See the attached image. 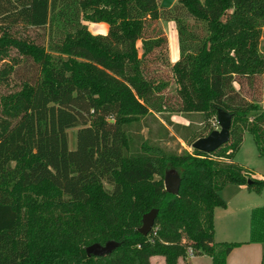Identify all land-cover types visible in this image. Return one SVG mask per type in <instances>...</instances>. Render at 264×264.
Instances as JSON below:
<instances>
[{"label": "trees", "instance_id": "obj_1", "mask_svg": "<svg viewBox=\"0 0 264 264\" xmlns=\"http://www.w3.org/2000/svg\"><path fill=\"white\" fill-rule=\"evenodd\" d=\"M160 2L0 0V61L10 60L0 82L14 86L0 94V264H177L189 247L225 264L239 244L214 241L213 210L227 184L264 189L234 160L246 133L264 157V100L234 85L238 76L264 89V0ZM159 19L175 24L174 62L166 35L148 27ZM155 66L170 71V96ZM218 108L232 115L229 141L209 154L182 147L213 131ZM179 112L205 124L174 122ZM172 169L177 195L164 189ZM251 228L264 242V208ZM112 240L110 254L87 253Z\"/></svg>", "mask_w": 264, "mask_h": 264}, {"label": "crops", "instance_id": "obj_2", "mask_svg": "<svg viewBox=\"0 0 264 264\" xmlns=\"http://www.w3.org/2000/svg\"><path fill=\"white\" fill-rule=\"evenodd\" d=\"M107 23H96L93 34L105 35ZM140 43V42H138ZM252 138V137H251ZM251 177L264 179L261 168L248 169ZM225 205L214 208V241L239 244L226 258L225 264H261L264 262V242L252 237V217L256 209L264 208V189L250 190L246 184H227L219 191ZM150 264H165L162 256H151ZM177 264H211L205 254L179 258Z\"/></svg>", "mask_w": 264, "mask_h": 264}, {"label": "rangeland", "instance_id": "obj_3", "mask_svg": "<svg viewBox=\"0 0 264 264\" xmlns=\"http://www.w3.org/2000/svg\"><path fill=\"white\" fill-rule=\"evenodd\" d=\"M96 23L90 22L89 23V30H92L94 28ZM148 27L151 31L154 33H159L161 31L164 35L167 37V52H169V58L171 62H174L177 60L179 52L177 48V34L175 30V24L172 21H167L164 19H159L158 21H151L148 24ZM20 33L22 35H29L30 37H34L37 33V31H27L26 29H19ZM141 44L138 43V51L140 52V46ZM11 56H14V53L11 52ZM8 59L0 61V69L8 65ZM154 68V67H153ZM155 69L162 70L165 78L169 82L168 89L165 91L166 96H170V94L175 90L176 85L173 82V78L171 76V73L169 70H167L165 67L162 66H155ZM235 82L234 85L238 88L240 94L247 100H250L251 98H255L258 100H264V89L263 85L261 83L255 82L254 84H248L247 81L241 77L234 76ZM14 88L13 84L10 82L8 85H5L4 83L0 82V94L1 93H7L8 91L12 90ZM264 103V101L262 102ZM172 120L174 122H182V123H193L196 127L197 126H203L205 124L204 121L200 122V117L198 115H192L191 117L185 116L182 112L176 113L172 115ZM211 122V127L213 130L219 129L218 123L216 122V116L209 120ZM208 121V122H209ZM78 126H73V128H70L68 130V144L70 149H73L76 147V134L78 130ZM144 133H146V130H144ZM207 134L204 133L203 136H206ZM243 142L238 149V151L234 155V160L241 165H243L247 169L252 168H261L264 172V157L258 156L256 146L254 143V140L251 138L249 134H244L243 136ZM181 142L182 147L187 149L189 152L193 150L191 146H188L186 143H184L181 140H178ZM264 198V195L261 196Z\"/></svg>", "mask_w": 264, "mask_h": 264}, {"label": "water", "instance_id": "obj_4", "mask_svg": "<svg viewBox=\"0 0 264 264\" xmlns=\"http://www.w3.org/2000/svg\"><path fill=\"white\" fill-rule=\"evenodd\" d=\"M175 2L176 0H161L159 6L161 9H169L174 5ZM231 120L232 115L230 113L218 108L216 112V122L218 123L219 129L211 131L206 136L197 138L191 147L194 150H199L207 154L214 152L218 147L229 141V132L232 124ZM180 183L181 178L175 170L172 169L165 173L164 189L167 192L177 195ZM249 183H251V181H248V184ZM157 212L158 210L153 208L146 212V214L143 216L142 225L138 229L142 235L147 236L151 228L154 226L156 217L158 215ZM115 246L116 242L112 240L107 242L105 245L94 243L93 245L88 246L86 250L89 255L103 256L110 254Z\"/></svg>", "mask_w": 264, "mask_h": 264}, {"label": "built area", "instance_id": "obj_5", "mask_svg": "<svg viewBox=\"0 0 264 264\" xmlns=\"http://www.w3.org/2000/svg\"><path fill=\"white\" fill-rule=\"evenodd\" d=\"M187 256H188V257H192V256H193V250H192L191 247H189V248L187 249Z\"/></svg>", "mask_w": 264, "mask_h": 264}]
</instances>
